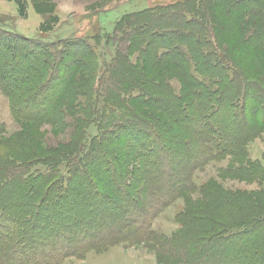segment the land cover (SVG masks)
Here are the masks:
<instances>
[{"label":"trees","instance_id":"obj_1","mask_svg":"<svg viewBox=\"0 0 264 264\" xmlns=\"http://www.w3.org/2000/svg\"><path fill=\"white\" fill-rule=\"evenodd\" d=\"M12 1L24 12L28 0ZM31 2L52 14L49 1ZM97 42L0 30L13 114L66 138L48 150L0 140V264H63L118 244H154L169 264H264V164L246 152L264 129V0L127 15L106 39L109 63ZM224 158L237 162L225 175L260 190L195 183L197 169ZM195 193L179 232L152 229Z\"/></svg>","mask_w":264,"mask_h":264},{"label":"rangeland","instance_id":"obj_2","mask_svg":"<svg viewBox=\"0 0 264 264\" xmlns=\"http://www.w3.org/2000/svg\"><path fill=\"white\" fill-rule=\"evenodd\" d=\"M52 3V14L42 15L31 2L26 1L24 12L18 2L0 0V30L37 39L46 43L75 39H99L98 50L104 54V62L114 57V47L106 39L115 31L116 25L125 16L148 9L172 5L180 0H47ZM22 12V13H21ZM54 17L55 23H50ZM94 41V40H93ZM95 44L96 42H93ZM107 73L105 74V76ZM177 86L178 81L172 80ZM0 125L5 132L0 140H8L14 150L24 147L29 137L35 149H53L66 142L51 124L18 120L12 112L10 100L0 89ZM30 147V146H29ZM26 147V148H29ZM247 159L264 164V129L246 147ZM233 158L213 161L195 171L194 181L198 186L214 183L223 190L258 191L257 182H244L227 176L230 166L236 165ZM264 186V185H262ZM261 186V187H262ZM197 193L184 194L173 205L153 219L152 229L160 235L171 237L181 230L179 214L195 202ZM189 199L191 201H189ZM154 244H118L104 252L91 251L84 258H67L63 264H169L162 263Z\"/></svg>","mask_w":264,"mask_h":264}]
</instances>
